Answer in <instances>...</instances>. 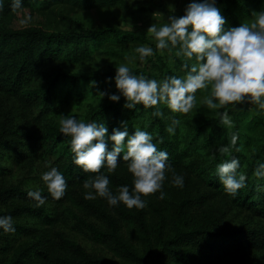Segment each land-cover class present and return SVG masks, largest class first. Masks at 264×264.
Masks as SVG:
<instances>
[{
	"label": "trees",
	"instance_id": "16d2710c",
	"mask_svg": "<svg viewBox=\"0 0 264 264\" xmlns=\"http://www.w3.org/2000/svg\"><path fill=\"white\" fill-rule=\"evenodd\" d=\"M12 3L13 0H0V90L6 89L16 95L30 109L32 130L23 135L6 129L0 123V160H25L28 156L26 151L35 147V156L49 166H57L68 187L59 200L42 191V195L48 197L42 206H37V202L28 197V190L0 189V215H12L15 227L14 232L0 229V264H221L241 251L264 249V231L259 228H216L223 224V205L239 212L248 211L264 222V187H257L258 184L264 185V180L253 176L256 161H264V110L249 105L244 111L259 121L257 129L245 142L241 113L230 111L231 106L228 109L234 121L233 127L220 123L217 113L224 109H209L196 102L187 118L180 119L175 134L165 130L174 115L166 106H160L164 117L154 116V108H147L149 125L146 127L144 123L139 127L151 132L157 147L169 153L173 171L184 176V186L172 185V173L169 171L164 182L166 195L163 199L157 192L144 197L147 205L143 209H129L120 203L114 206L113 211L100 212L79 189L83 180L95 173H85L73 163L70 136L60 132L59 124L46 120L49 115L62 112L69 103L68 97L59 96L60 80L75 81L81 76L57 72L49 80L41 82L38 72L55 62L75 64L98 54L96 40L101 36L96 31L84 29V23L70 15L80 10L89 12L93 8L98 12L112 7L126 11L127 2L22 0L19 9H13ZM216 3L226 17V28L250 23L253 10L264 9V0H216ZM25 9L40 11L42 20L37 18L40 26L17 25L16 15ZM65 18L67 23L63 21ZM64 24L67 27L61 29ZM106 31L130 39L147 40L143 33L135 31L122 32L111 26ZM204 94L208 92L204 90ZM116 103L108 102L104 108L94 112L88 122L94 121L103 109ZM112 122L114 120H111V128ZM232 132L239 134L237 145L231 147L230 155L222 156L217 148L229 143ZM238 147L239 151L236 150ZM232 155L239 157V171L248 177L246 186L235 196L225 193L215 173L217 163L230 159ZM4 168L0 165V176L5 173ZM101 171L110 176L114 192L118 185L123 184L129 185L131 190L133 177L127 169V162H119L114 173H108L104 168ZM50 203L54 204L53 208L47 207ZM76 210L90 212L100 222H89ZM25 218L33 220L36 227L24 224L21 220ZM57 225L71 227V230L84 234L102 246L111 257L96 250L88 251L64 236L61 241L52 240L51 229ZM39 226L44 230L43 239L37 243L30 242Z\"/></svg>",
	"mask_w": 264,
	"mask_h": 264
},
{
	"label": "clouds",
	"instance_id": "9594fccd",
	"mask_svg": "<svg viewBox=\"0 0 264 264\" xmlns=\"http://www.w3.org/2000/svg\"><path fill=\"white\" fill-rule=\"evenodd\" d=\"M21 6L22 0H13V9ZM252 15L251 23L226 28V17L222 15L216 0H190L184 15H171L167 23L159 26L154 23L147 30L161 54L165 49L169 52L176 49V56L186 58L183 64L185 74L157 80L134 74L129 63H120L115 66L114 77H108V80L115 81L117 92L101 94L108 95L114 102L120 101L123 96L126 109H136L137 105H142L144 108H154V116L164 117L161 105L171 113L187 114L196 103L197 90H206L208 94L203 97V103L209 109L223 108L222 112L217 113L220 123L233 127L229 106L236 108L239 104L247 103L264 110V9L253 10ZM135 52L139 54L138 57L125 59L132 63L137 59L143 62L154 55V49L144 44L138 45ZM123 123V128H113L109 132L106 123L86 122L76 115L61 114L59 121L60 132L71 138L73 163L85 173H95L83 180V187L88 190L84 193L85 198H105L110 207L123 203L129 209H143L147 205L144 197L149 194L159 192L160 199L165 197L163 187L168 178L167 172L171 171L170 183L177 187L184 186V176L173 171L169 153L157 147L151 132L136 127L130 133L126 122ZM179 125V117L172 115L165 130L175 134ZM238 139L239 134L232 132L229 143L221 144L217 151L222 156L230 155V149L237 145ZM236 150L239 151V147ZM121 161L127 162L133 186L130 190L127 184L118 185L113 192L109 187L110 176L101 169L114 173ZM240 169V159L235 155L216 165L215 173L225 193L231 196L237 195L238 190L247 184V174ZM253 176L264 180V161H256ZM40 179L53 199L59 200L65 195L68 184L57 166L47 167L40 173ZM257 187L264 185L258 184ZM27 195L37 202V206L43 205L48 198L42 195L39 187L29 186ZM0 229L4 232L15 231L12 215H0Z\"/></svg>",
	"mask_w": 264,
	"mask_h": 264
},
{
	"label": "rangeland",
	"instance_id": "374dc122",
	"mask_svg": "<svg viewBox=\"0 0 264 264\" xmlns=\"http://www.w3.org/2000/svg\"><path fill=\"white\" fill-rule=\"evenodd\" d=\"M125 1L127 2V5L125 6L127 9L126 11H123V8L118 9L117 7H112L108 11L98 12L93 8L90 9L89 12L80 10V12H74L77 14L70 15L71 17L76 18L79 22L84 23V29L96 31L97 35L101 36L96 40V47L99 52L93 58L79 63L66 64L55 62L40 69L38 72V78L41 82L49 80V77L57 72L74 73L81 76L76 78L75 81H68L66 79L60 80L61 85L59 86V96L60 98L68 97L69 103L62 112L49 115L46 119L48 122L59 124L61 114L76 115L78 118L88 122L89 117L94 112L104 108L103 106L112 101L108 98V95L103 96L101 92L109 94L117 92L115 81L108 80V77H114L116 71L115 66L120 63H129L134 74H143L145 77L155 78L157 80H161L169 75L182 76L185 74L186 69L183 68V64L186 62V58L181 56V59H179L174 50L169 52L165 49L164 53L161 54V52L156 49L153 38L147 34V30L149 26L154 23L158 26L167 23L168 17L171 15H184V9L190 0ZM37 8H34L33 10H37ZM59 10L61 11V9ZM39 13L40 11H30L25 9V11L16 15L18 21L17 25L28 26L33 24L34 26H40L41 24L37 21V18L41 19ZM63 21L67 23L66 18ZM54 22L55 21H53V23ZM51 26L52 24H50V27ZM110 26L116 27L122 32L135 31L143 33L147 40L141 41L130 39L129 37L122 36L116 32H107L106 29ZM66 27L67 24H64L60 28L63 29ZM48 29L52 28L48 27ZM79 30L81 29H78V31ZM140 44L151 46L154 49V55L147 57L143 62L138 59L134 63L126 60V57H138L139 54L135 52V48ZM204 96V90H197L196 102L205 105L203 103ZM124 103L125 98L121 96L120 101L115 105H111L107 109H103L94 121L98 123H106L111 131L113 128H123V122H126L130 133H132L136 127L142 126L144 123L146 127H148L149 120L147 108H144L142 105H137L136 109H126ZM249 105L250 104L243 103L239 104L236 108L230 109V111L233 110L241 113L240 119L242 130L245 133V142H248L250 135L253 134L257 129L256 127L259 125V121L257 122L253 114H247L244 112ZM217 109L223 110L221 107H217ZM172 114L175 116L177 115L179 119L184 120L189 113ZM167 117H170V115H167ZM111 120H114V122H112V128L110 127ZM0 123L1 125H4L6 129L12 130L16 133L21 132L23 135L30 133L32 130L30 125V109L27 108L16 95H13L6 89L2 91L0 90ZM10 134H8V136ZM23 139L27 141L26 137H23ZM109 147H111V143L109 144ZM26 152L28 156L22 161L16 158L0 160V165L6 168L5 173L0 176V189L9 190L11 188H23L28 190L29 186H31L39 187L42 191L47 192L46 185L40 179V173L50 166L36 157L35 147L31 150L29 148ZM109 187L112 189L110 185ZM208 188L211 187L209 186ZM79 189L83 195L88 191L83 186H80ZM213 199H217V197H214ZM89 201L96 204L97 210L100 212H110L114 210V206L110 207L105 198L97 197L96 199H91ZM44 204H46V202ZM47 207L53 208L54 204L50 203ZM229 207V205H223V210H221V222L223 224L216 228H259L264 231V222L259 218L248 213V211L239 212L238 210H232ZM76 212L89 222H100L98 217L90 212H82L79 210H76ZM21 221H23L24 224L32 225L31 227L33 228L37 225L33 220H30V218H25ZM37 228L38 229L34 236L31 237L30 242L37 243L39 240L43 239V228L40 226ZM62 236L70 238L88 251L96 250L97 252H103L111 257L102 246L94 243L84 234L71 230V227L57 225L51 229L50 238L52 240L61 241ZM221 264H264V249L241 251L228 257L227 260Z\"/></svg>",
	"mask_w": 264,
	"mask_h": 264
}]
</instances>
